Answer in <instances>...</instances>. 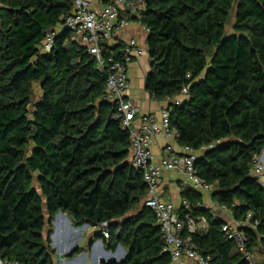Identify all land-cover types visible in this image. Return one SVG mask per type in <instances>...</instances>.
<instances>
[{"label":"trees","instance_id":"trees-1","mask_svg":"<svg viewBox=\"0 0 264 264\" xmlns=\"http://www.w3.org/2000/svg\"><path fill=\"white\" fill-rule=\"evenodd\" d=\"M72 12V0H0V258L56 264L51 236L62 213L76 228L106 227L109 239L97 238L110 252L126 250L121 264H170L144 206L132 136L115 104L103 100L106 78L63 28ZM140 21L150 30L147 91L175 101L188 90L182 104L169 106L177 143L213 146L199 155L197 177L234 220L253 214L259 225L245 230L247 245L264 264V187L251 174L264 152V0H145ZM52 32L54 51L44 54ZM117 49L106 54L119 57ZM182 197L192 218L207 221L204 234L189 235L198 252L210 264H246L222 230L226 222L199 206L200 195Z\"/></svg>","mask_w":264,"mask_h":264},{"label":"built area","instance_id":"built-area-1","mask_svg":"<svg viewBox=\"0 0 264 264\" xmlns=\"http://www.w3.org/2000/svg\"><path fill=\"white\" fill-rule=\"evenodd\" d=\"M73 12L67 16L63 28L71 34V40L77 46L84 48L96 60L97 69L106 78L103 100L111 101L116 106V119L132 136L131 162L141 175L147 187V198L144 206L151 210L161 229L164 242L163 253L170 256V264H210L197 249V245L189 237L190 234H204L208 228L205 218L194 219L193 209L188 200L181 203V214H178L175 204L163 198L161 179L165 172H178L183 175L179 186L182 193L189 190L212 193L213 187L204 184L197 177L196 163L201 153L213 146L202 147L195 151L183 147V153H176L172 146L165 149V155L160 161L152 152V143L156 136H165L170 141H176L175 132L171 128L169 108L161 113L160 118L146 115L141 118V126L135 127L134 121L140 115L139 107L127 98L129 88V69L139 58L145 56L146 50L136 38L127 40L118 57L114 51L106 48L116 43L132 24L131 16H137L141 23V13L145 8V0H72ZM97 1V0H96ZM2 20L0 18V26ZM146 36L150 30L142 25ZM58 31V30H57ZM57 33H49L42 50L50 54L55 48ZM188 90L183 89L177 100L166 99L179 106L187 98ZM251 174L264 187V164L260 156L254 157ZM201 206V205H199ZM232 214L225 205H218L213 212V218L222 219ZM183 215V217H182ZM254 216L249 213L244 220H234L225 223L223 232L233 241L246 264H259V257L249 250L245 230L256 228L258 221L253 223ZM86 227V226H85ZM83 227V228H85ZM105 239H109L106 227L99 229ZM0 264H19L0 258Z\"/></svg>","mask_w":264,"mask_h":264},{"label":"crops","instance_id":"crops-1","mask_svg":"<svg viewBox=\"0 0 264 264\" xmlns=\"http://www.w3.org/2000/svg\"><path fill=\"white\" fill-rule=\"evenodd\" d=\"M98 0H95V3H97ZM137 16H131L132 24L130 27L123 33L121 38L112 45V48H118V51H121L122 46L124 43L129 40L130 38H136L139 42V44L145 48L146 55L142 58H139L135 63H133L130 66L129 69V88L127 90V98L131 100L134 104H136L140 109V115L135 119L134 124L136 128H139L141 126V118L146 115H155L157 118H160L161 113L168 109L170 106V103L166 100H157L151 97L149 92L146 89V79L151 73V59L148 54L147 45H146V38L147 36L142 31V25L140 22L136 20ZM168 146H172L174 151L176 153H183V147H180L176 141H170L165 136H156L152 143V152L160 161L162 157L165 155V149ZM262 162L264 164V152L262 153L261 157ZM183 181V175L178 172H165L161 179V190L163 194V198L171 201L175 204L178 214L181 213L180 207L183 200H185L182 197V194L179 190V186L181 182ZM192 192L200 195L201 197V206L205 207L206 209L213 212V209H215L219 204L217 201L213 198V192L212 193H204V192ZM64 215V214H63ZM66 216V215H65ZM62 219V218H61ZM222 219L229 223L233 221L232 214H227L226 216H223ZM67 220V219H66ZM61 220L55 219L53 222V226H59L60 227ZM71 225V226H67ZM62 233H74L77 237H82V244L83 247H78L75 251H72V247H68L65 251H63V254L69 257V260L64 261L63 263L67 264L68 262H75V261H81L85 260L87 255H91L90 250L88 249L89 246V240L91 237H95L97 233L99 232V229L94 228H76L72 225V222H67L64 229L61 230ZM99 241L94 246H99ZM94 247V249L96 248ZM93 249V250H94ZM89 250V251H88ZM98 250V249H96ZM69 251V252H68ZM95 251V250H94ZM77 253L75 256L74 254ZM76 257V258H75ZM108 256H106L107 259ZM105 259V258H104ZM100 261L101 263L105 260ZM97 264V263H93Z\"/></svg>","mask_w":264,"mask_h":264},{"label":"rangeland","instance_id":"rangeland-1","mask_svg":"<svg viewBox=\"0 0 264 264\" xmlns=\"http://www.w3.org/2000/svg\"><path fill=\"white\" fill-rule=\"evenodd\" d=\"M234 14H235V9H234L233 14L230 17L232 20H231V22H230V24L228 26V31H227L228 34H233V25H234V22H235V19H234L235 15ZM41 95H42V92H41L40 85L39 84H35V86H34V102H37L40 99ZM261 161H262V159H261ZM67 222H70V219L67 216L63 215V217L61 219L60 227L59 226H57V227L54 226V228H53V235L51 236V242H52L51 247L55 250L54 261H55L56 264H64L63 263L64 261L70 259L66 255L62 254L63 253L62 251H65L68 247L71 248L73 246L71 250L76 252V249L78 247H83L84 246L82 244V239H84L83 238L84 236L77 237L74 233H70V234L69 233H65L64 234V233L61 232V230L65 228ZM67 226H71V225H67ZM55 236L57 237V240H55ZM91 239H93V240H91V241L89 240L90 244L88 246V249L90 250L91 255L90 254L87 255L85 260H81V261H78V262L77 261H75V262L72 261V262H68L67 264H93L94 262L95 263L97 262V264H101L100 261H103L104 258H105L104 262H108L109 261L110 258L107 257V259H106V256H108V255L109 256L113 255L118 261H119V258L121 256L123 257L122 254L118 253V250L116 252H110L108 250V248H107V244L103 240H98L97 235L95 237H91ZM98 241H99L100 245L97 248L94 245ZM94 247H96V248L94 249ZM96 249H98V250H96ZM74 255L76 256L77 253H75ZM262 260L263 259L261 257H259V261H260L261 264L263 262Z\"/></svg>","mask_w":264,"mask_h":264},{"label":"water","instance_id":"water-1","mask_svg":"<svg viewBox=\"0 0 264 264\" xmlns=\"http://www.w3.org/2000/svg\"><path fill=\"white\" fill-rule=\"evenodd\" d=\"M229 39H230V36L229 35H225L224 37H223V39L221 40V45H224L226 42H228L229 41ZM42 53H44L43 52V50H42ZM44 54H46V53H44ZM63 217V214L62 213H60V214H58L57 215V219H60V218H62ZM89 226H86V228H88ZM118 253L119 254H122L123 255V257L121 256L120 258H119V261L113 256V255H110V259H109V261L107 262V263H111V262H119V264H121L123 261H124V259L127 257V253H126V251L124 250V248L123 247H119L118 248Z\"/></svg>","mask_w":264,"mask_h":264},{"label":"bare ground","instance_id":"bare-ground-1","mask_svg":"<svg viewBox=\"0 0 264 264\" xmlns=\"http://www.w3.org/2000/svg\"><path fill=\"white\" fill-rule=\"evenodd\" d=\"M60 220H61V218H60ZM55 240H57V237L55 236ZM57 245V244H56ZM99 246H97V248H98ZM63 252V251H62ZM69 252V251H68ZM63 254V253H62ZM108 258H110V256L108 255ZM97 263V262H96Z\"/></svg>","mask_w":264,"mask_h":264}]
</instances>
